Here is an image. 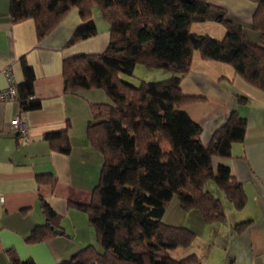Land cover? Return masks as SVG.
I'll use <instances>...</instances> for the list:
<instances>
[{"label": "trees", "instance_id": "16d2710c", "mask_svg": "<svg viewBox=\"0 0 264 264\" xmlns=\"http://www.w3.org/2000/svg\"><path fill=\"white\" fill-rule=\"evenodd\" d=\"M82 24L67 40L72 44L97 33L92 18L99 8L109 25V41L99 53H79L63 59L64 90L103 88L110 102L91 104L92 120L86 127L91 144L102 154V166L92 198L80 205L87 212L97 244H87L56 264H192L195 253L176 258L170 251L187 247L195 233L186 226L163 221L168 203L177 196L184 210L198 209L207 223L224 221L221 199L205 189L212 180L233 204L242 209L246 195L229 167L214 157H227L231 145L245 135V118L232 109L209 141L201 139L202 126L184 105L195 100L180 88L194 50L206 60L230 64L244 79L264 90V43L250 41L243 26L223 7L207 0H10L12 22L32 18L37 38L45 37L72 8ZM216 21L225 27L217 40L191 32L195 21ZM253 28L264 37V0H257ZM164 69L171 76L158 81L131 83L135 65ZM24 79L17 85L23 112L37 109L32 67L21 59ZM237 100L244 102L245 96ZM53 149L68 153L66 132L45 134ZM48 222L35 226L27 242L46 240L61 227L58 216L42 200ZM248 223V222H247ZM246 222L241 223V225ZM61 232V230H60ZM10 264H37L8 250Z\"/></svg>", "mask_w": 264, "mask_h": 264}, {"label": "crops", "instance_id": "0c3cea01", "mask_svg": "<svg viewBox=\"0 0 264 264\" xmlns=\"http://www.w3.org/2000/svg\"><path fill=\"white\" fill-rule=\"evenodd\" d=\"M207 1L223 7L243 26L250 41L264 43L252 25L257 0ZM95 8L92 18L97 33L67 44L74 28L84 22L77 7L70 8L51 32L38 39L34 20L12 22L10 0H0V89L10 80L16 87L23 81L24 58L34 71L33 94L40 100L39 108L25 112L17 98L0 100V264H10V249L22 260L56 264L96 242L94 228L80 205L90 203L102 166V154L86 134L93 118L91 104L106 97L101 88L64 90L62 74L64 58L106 48L109 25ZM190 30L217 40L225 35L223 24L211 20L195 21ZM180 88L195 97L184 109L201 124L204 143L232 109L245 118L243 140L232 143L229 156L214 157L213 164L229 167L243 186L246 203L242 209H235L216 185L223 194L219 198L224 199L225 220L207 223L198 209L184 210L186 219L193 220L181 226L194 231L195 236L191 244L171 254L181 258L195 253L198 262L192 264H264V90L244 79L230 64L203 59L198 50L192 53ZM238 95L247 100L239 102ZM16 115L25 121L29 133L26 141L12 128L11 119ZM53 131L66 132L68 153L53 149L45 139V134ZM42 200L59 217L61 227H50L55 228L54 234L44 241L27 242L25 237L35 226L48 222ZM189 211H195L194 216Z\"/></svg>", "mask_w": 264, "mask_h": 264}, {"label": "rangeland", "instance_id": "374dc122", "mask_svg": "<svg viewBox=\"0 0 264 264\" xmlns=\"http://www.w3.org/2000/svg\"><path fill=\"white\" fill-rule=\"evenodd\" d=\"M95 11L99 12V9L96 7ZM98 14L100 15V12ZM166 73L171 74V72L168 70L151 68V67L145 66L142 63H137L135 66L133 75L121 74V77L131 83L138 84L141 81H158V80L166 79L165 76H163V74H166ZM99 90H102L103 92L102 94L105 95L106 100H97L95 102H110L111 98L108 97V94L106 93V91L103 88ZM109 98L110 100H108ZM205 189L209 190L213 195L217 197L220 196L219 195L220 193L222 194V191L218 189V187L212 180H209L206 183ZM221 199L222 201H224L222 197ZM180 208L181 207H180L178 198L175 195L173 196V198L170 200V202L167 205V208L162 218L163 221L166 223L175 224V225H186V223H190V220L192 221L193 219L187 216V218L190 219L188 222V219H186V216H185L186 213L184 209L183 208L180 209ZM189 212H190L189 214L191 215L195 214V211H189ZM94 244H97V243L94 241ZM171 253H173V250L170 252V254Z\"/></svg>", "mask_w": 264, "mask_h": 264}, {"label": "built area", "instance_id": "2783aa9c", "mask_svg": "<svg viewBox=\"0 0 264 264\" xmlns=\"http://www.w3.org/2000/svg\"><path fill=\"white\" fill-rule=\"evenodd\" d=\"M6 74L9 72L6 70ZM17 98V88L12 80H10L6 88L0 89V100L11 101ZM12 128L18 133L21 140L26 141L29 138L28 129L21 115H16L11 119Z\"/></svg>", "mask_w": 264, "mask_h": 264}, {"label": "water", "instance_id": "95a60500", "mask_svg": "<svg viewBox=\"0 0 264 264\" xmlns=\"http://www.w3.org/2000/svg\"><path fill=\"white\" fill-rule=\"evenodd\" d=\"M186 1H188V0H186Z\"/></svg>", "mask_w": 264, "mask_h": 264}]
</instances>
